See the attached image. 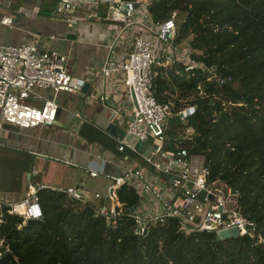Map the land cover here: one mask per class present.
Here are the masks:
<instances>
[{
    "label": "trees",
    "instance_id": "obj_1",
    "mask_svg": "<svg viewBox=\"0 0 264 264\" xmlns=\"http://www.w3.org/2000/svg\"><path fill=\"white\" fill-rule=\"evenodd\" d=\"M151 10L156 19L173 18L171 42L199 63L155 66L157 99L194 106L185 120L174 116L181 127L167 128L164 147L204 155L209 181L239 192L257 234L217 240L215 231L181 228L176 216L142 234L135 231V187L117 189L122 213L109 222L96 203L46 186L38 191L42 218L24 222L2 207L0 264H264V0H153ZM95 11L109 19L107 4ZM80 133L123 156L136 154L91 124Z\"/></svg>",
    "mask_w": 264,
    "mask_h": 264
},
{
    "label": "built area",
    "instance_id": "obj_2",
    "mask_svg": "<svg viewBox=\"0 0 264 264\" xmlns=\"http://www.w3.org/2000/svg\"><path fill=\"white\" fill-rule=\"evenodd\" d=\"M106 2L111 12L122 16L123 21L114 23L111 51L99 71L98 78L104 89L93 93L92 97L108 101L112 92L118 95L127 106L129 133L151 141L153 149L145 155L144 164H127L117 174L110 172L104 163L102 166L85 165L86 175L77 184L56 188L66 191L73 199L98 203L99 214L112 222L122 213L117 189L123 184L135 187L141 195L133 214L137 223L135 231L142 234L148 233L151 225L176 216L180 218L181 228L187 231L198 229L217 233L221 228L237 226L240 234L255 236V224L243 212L239 192L222 180L209 181L204 155L190 154L181 145L174 150L164 147L169 139L166 130L170 115L185 120L194 106L177 109L174 103L157 99L153 89L155 66H167L170 61L174 63L185 58L187 69L199 64L187 52L186 57L171 56L173 48L183 49L171 42L176 30L173 18L156 19L151 10L153 0H57V12H69L82 5L97 14L95 8ZM123 6L129 11H124ZM0 21L13 23L8 14H0ZM85 84L84 77L70 71L67 55L58 49L40 48L30 41L0 43V130L5 122L30 128L49 125L56 120L59 102L55 95L46 97L40 105L28 101L31 97H42L38 87L54 90L56 94L79 91ZM191 132L192 129L187 128L186 135ZM1 137L0 132V148L3 145ZM117 141L120 151L130 144L125 137ZM98 176L110 180L108 196L113 199L110 204L98 202L102 192L91 191L88 187V178ZM46 186L45 183H30L19 199L5 201L0 197V222L3 204L9 206V212L22 215L24 222L42 218L38 191ZM87 189L91 193L89 196L85 195Z\"/></svg>",
    "mask_w": 264,
    "mask_h": 264
},
{
    "label": "crops",
    "instance_id": "obj_3",
    "mask_svg": "<svg viewBox=\"0 0 264 264\" xmlns=\"http://www.w3.org/2000/svg\"><path fill=\"white\" fill-rule=\"evenodd\" d=\"M104 4L109 7V18L112 13L109 3ZM56 6L57 0H3L0 5V14H8L13 19L12 25L0 21L1 44L30 41L40 48L58 49L67 55L70 71L86 80L76 92L55 94L54 90L37 88L42 97L34 99L39 104L54 95L59 102L57 118L52 124L25 128L5 122L1 136L7 125L19 128L23 134L14 147L25 149L32 158L30 168L17 166L12 168V174L8 172V183L3 184V194L0 193L5 201L21 198L30 183H45L53 188L77 184L86 175L85 165L104 163L110 172L117 174L127 164L141 165L146 160L145 154L130 144L136 154L123 156L80 133L83 124L96 126L116 139L129 133L127 106L118 95L112 92L108 101L90 98L104 89L98 78L99 71L111 51L114 23L123 20L107 19L104 13L94 14L82 5L63 13L57 12ZM109 185L110 180L105 176L88 178L89 189L103 194L98 202L112 203ZM89 189L87 196L91 195Z\"/></svg>",
    "mask_w": 264,
    "mask_h": 264
},
{
    "label": "rangeland",
    "instance_id": "obj_4",
    "mask_svg": "<svg viewBox=\"0 0 264 264\" xmlns=\"http://www.w3.org/2000/svg\"><path fill=\"white\" fill-rule=\"evenodd\" d=\"M187 52V51H186ZM185 50L180 49V48H173L171 51V56H188L186 54ZM172 59H174L172 57ZM186 58L183 59L184 63ZM171 62V61H170ZM168 63L169 65L173 64V61L171 63ZM186 64V63H185ZM91 99H94L90 96ZM29 102L35 104V105H40L36 99L34 98H29ZM182 121L176 120L174 115H170L169 119L167 120V127L168 128H178L181 127ZM23 134L21 133L19 128L15 127H10L7 125L6 129L3 130L2 133V143L3 145L1 146L0 149V193L3 194V184L8 183L7 176L8 172L12 174V168L17 167V166H23L30 168L32 166V158L31 155L25 149L20 148V147H14L15 144H18V137ZM7 145H4V144ZM12 144V145H10ZM3 206H7L6 204H3Z\"/></svg>",
    "mask_w": 264,
    "mask_h": 264
},
{
    "label": "water",
    "instance_id": "obj_5",
    "mask_svg": "<svg viewBox=\"0 0 264 264\" xmlns=\"http://www.w3.org/2000/svg\"><path fill=\"white\" fill-rule=\"evenodd\" d=\"M73 9L69 10V12H71ZM123 10L128 12L129 8L123 6ZM56 11H57V6H56ZM110 19L113 20H122L123 17L122 16H118L116 14L111 13L109 15ZM112 105L115 106V102H112ZM110 126L107 127V130H110ZM125 139L132 145L134 146L137 150H139L140 152L144 153L145 155H149L151 150L153 149V145L147 141V140H141L140 138H138V136L133 135L131 133H128L127 135H125ZM172 180H173V176H172ZM233 191H235L233 189ZM204 195V192L202 193V196ZM240 235L239 232V228L237 226H232V227H226V228H221L217 231L216 233V239L217 240H221L223 238L229 237V236H238Z\"/></svg>",
    "mask_w": 264,
    "mask_h": 264
}]
</instances>
